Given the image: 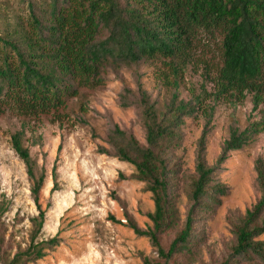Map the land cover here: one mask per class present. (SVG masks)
<instances>
[{
	"label": "trees",
	"instance_id": "trees-1",
	"mask_svg": "<svg viewBox=\"0 0 264 264\" xmlns=\"http://www.w3.org/2000/svg\"><path fill=\"white\" fill-rule=\"evenodd\" d=\"M17 4V8L0 6V115L47 114L77 96L80 88L100 86L106 67L130 66L141 60L163 64L177 89L201 37L217 39L214 91L202 87L201 93L192 92L187 101L174 91L161 111L141 93L137 107L145 145L117 126L107 135L113 156L134 166L132 178L144 183L154 203L153 212L146 213L151 227L142 230L133 221L128 226L150 240L164 264L174 262L195 245L193 211L210 206L226 193L214 180V167L206 163L203 130L197 140L193 175L183 181L190 205L183 227L166 247L161 244L160 237L177 222L180 166L173 155L181 145L184 117L211 115L213 105L206 103L205 94L214 104L242 101L248 93L254 107L264 101V0H18ZM258 131L255 123L242 130L232 128L217 162L249 145ZM11 142L32 182L37 215L27 247L12 257L1 255L0 262L27 264L42 259L59 240L56 235L39 239L47 211L40 203L44 177L34 174L21 134H13ZM254 169L260 197L232 222V245L220 264H264V240L260 239L264 235V159H256ZM52 180L51 190H56L55 173ZM1 208L0 204V214Z\"/></svg>",
	"mask_w": 264,
	"mask_h": 264
},
{
	"label": "rangeland",
	"instance_id": "rangeland-1",
	"mask_svg": "<svg viewBox=\"0 0 264 264\" xmlns=\"http://www.w3.org/2000/svg\"><path fill=\"white\" fill-rule=\"evenodd\" d=\"M18 0H0V6L17 8ZM6 10L5 7H3ZM1 26V25H0ZM178 81L158 61L141 60L119 68L106 67L103 82L95 88H80L64 106L38 117L0 115V258L25 249L37 210L31 196L32 182L23 161L12 147V135L21 134L36 176L43 175L42 209L47 207L40 240L57 236L59 243L45 256L27 264H164L147 237L137 236L128 226L133 221L142 230L152 226L146 213L154 203L144 183L132 178L133 165L113 156L107 135L114 126L145 145V131L137 102L146 93L163 110L177 91L179 99L191 93L214 91L212 79L219 65L217 39L201 37ZM211 115L184 117L182 141L174 153L180 166L175 200L176 226L160 237L166 247L183 227L190 208L183 181L193 175L197 140L206 131V163L214 167V180L226 193L202 210H194V243L186 253L168 264H220L232 245L231 224L260 197L255 161L264 159V101L254 107L252 94L242 101L221 100ZM209 97V98H208ZM257 124L253 141L217 162L224 140L232 128ZM106 151V152H105ZM57 189L51 190L53 174ZM197 209V208H195ZM113 217V218H111ZM264 240V235L260 237ZM1 264V262H0Z\"/></svg>",
	"mask_w": 264,
	"mask_h": 264
}]
</instances>
